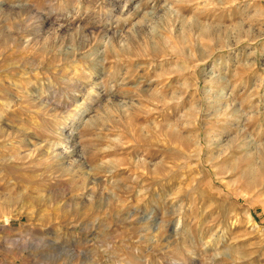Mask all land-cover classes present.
Segmentation results:
<instances>
[{
  "label": "rangeland",
  "instance_id": "1",
  "mask_svg": "<svg viewBox=\"0 0 264 264\" xmlns=\"http://www.w3.org/2000/svg\"><path fill=\"white\" fill-rule=\"evenodd\" d=\"M0 264H264V0H0Z\"/></svg>",
  "mask_w": 264,
  "mask_h": 264
}]
</instances>
